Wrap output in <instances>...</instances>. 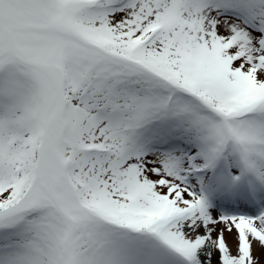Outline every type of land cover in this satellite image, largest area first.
Wrapping results in <instances>:
<instances>
[{
    "label": "snow or ice",
    "instance_id": "obj_1",
    "mask_svg": "<svg viewBox=\"0 0 264 264\" xmlns=\"http://www.w3.org/2000/svg\"><path fill=\"white\" fill-rule=\"evenodd\" d=\"M0 264H264V0H0Z\"/></svg>",
    "mask_w": 264,
    "mask_h": 264
}]
</instances>
